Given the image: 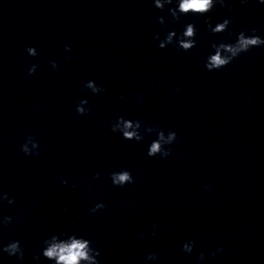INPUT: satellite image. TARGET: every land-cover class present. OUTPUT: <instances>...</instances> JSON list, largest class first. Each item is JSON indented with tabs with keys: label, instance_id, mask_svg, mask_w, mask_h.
I'll use <instances>...</instances> for the list:
<instances>
[{
	"label": "clouds",
	"instance_id": "clouds-1",
	"mask_svg": "<svg viewBox=\"0 0 264 264\" xmlns=\"http://www.w3.org/2000/svg\"><path fill=\"white\" fill-rule=\"evenodd\" d=\"M177 6L168 9L169 14L174 21H179L182 15H198L206 16L212 12L215 6H225L227 0H175ZM240 2L247 3L248 0H240ZM260 3L264 4V0H259ZM154 6L157 9L163 10L166 4H172L173 0H153ZM160 24L165 23V17H158ZM232 23L230 18H225L222 22L217 23L215 26L212 25L211 20L207 22L209 31L212 34H220L228 31L229 25ZM197 28L193 23H189L185 26L183 32L177 35L175 30L169 31L163 40H160L159 47L161 49L166 48L169 44L175 43L178 49L183 52H189L197 45L196 40ZM154 39L159 40V35H156ZM264 46V38L256 35V30L252 29L251 34L247 35L244 31L238 33L234 43H226L220 41L219 43H212L211 47L214 52L210 53L205 60V68L208 71H218L222 68L227 67L241 54L247 53L254 47ZM65 51H71L69 45H65ZM26 52L29 56L35 57L38 55L35 47L29 46L26 48ZM51 67L55 70L58 65L55 61H51ZM39 65L32 64L28 68V74H35ZM87 89H90L93 94H97L105 91L101 86H98L95 81L89 80L84 85ZM88 101L86 99L81 100L76 107L78 115H85L89 111L85 107ZM135 128L138 131H129V129ZM142 122L140 120L125 119L123 116L117 117L112 123L110 131L112 133L122 134L124 140L141 142L144 136L141 133ZM147 133H156V139L151 142L148 147L147 155L155 158H167L171 155V149L167 147L171 145L177 139V133L169 130L167 132V139L165 140V131L159 128L148 127L144 129ZM161 141L164 142L165 147L162 148ZM31 145V147H29ZM39 143L35 140L33 135H29L25 142L21 145V151L26 156L39 155L38 152ZM100 174L96 173L95 179H99ZM112 184L116 187H124L128 184L135 183V179L132 173L127 169L120 171H114L110 175ZM67 183V181H63ZM207 189V186H205ZM7 201L9 205L15 201L10 198L7 193L0 194V203ZM106 205L103 202L97 203L93 208L89 210L90 213H95L98 210L104 209ZM67 211V208L64 209ZM13 216H0V226H8L13 222ZM156 225H153L152 236L156 235ZM66 237V238H61ZM143 238V237H142ZM44 247L41 250L42 255L46 260L53 261L54 264H101L98 257L101 256V252L98 248L94 247L92 241L84 238L83 236H77L75 233L69 235L66 232L58 234H52L49 238L43 241ZM195 242L186 241L182 245V251L184 253H192L194 250ZM223 248H217L211 255L215 257L217 253L222 252ZM0 253H6L8 256H15L19 260L24 259V248L19 240L9 241L7 244L0 245ZM39 255H34L33 259L39 260ZM147 260H157L158 256L155 252H149L146 256ZM198 259L204 261L206 259L203 252L199 253Z\"/></svg>",
	"mask_w": 264,
	"mask_h": 264
}]
</instances>
